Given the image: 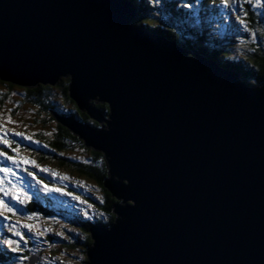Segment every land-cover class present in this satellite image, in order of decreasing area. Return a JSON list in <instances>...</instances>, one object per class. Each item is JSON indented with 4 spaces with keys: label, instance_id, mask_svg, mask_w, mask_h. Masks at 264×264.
<instances>
[{
    "label": "water",
    "instance_id": "obj_1",
    "mask_svg": "<svg viewBox=\"0 0 264 264\" xmlns=\"http://www.w3.org/2000/svg\"><path fill=\"white\" fill-rule=\"evenodd\" d=\"M136 18L129 0H0V78L69 77L103 125L63 120L103 153L117 199L115 221L89 228L85 264H264V81Z\"/></svg>",
    "mask_w": 264,
    "mask_h": 264
},
{
    "label": "trees",
    "instance_id": "obj_2",
    "mask_svg": "<svg viewBox=\"0 0 264 264\" xmlns=\"http://www.w3.org/2000/svg\"><path fill=\"white\" fill-rule=\"evenodd\" d=\"M129 1L137 7V18L133 22L134 25L150 33L160 34L175 40L182 47L204 55L227 69L253 77L254 79L251 81L254 84L251 86H256L264 81V26L262 25V27L259 24L257 13L251 11L249 3L246 6L245 0H241V2L235 0L234 3H229L227 7L221 4L220 0H174L176 17H172L173 19L170 21L172 26H168L170 28L163 27L161 24L158 25L157 20L154 22L151 18V14H154L153 10L157 11L160 6L156 0ZM160 2L163 4V1L160 0ZM177 2L181 4H177ZM186 4L190 6L185 7L184 5ZM194 4L197 6L194 7ZM233 5H237L236 8H238L237 12L240 14V19H246L248 27L252 29V32L256 33L255 39L249 38V32L243 30L240 25L238 28L236 27L237 24H232L234 19L231 18L234 17ZM245 12L247 15L243 16ZM192 15H197L198 17L192 18L194 17ZM182 17L199 22L201 25H194ZM222 23L229 24L225 27L226 31L222 29ZM236 30H238V34ZM238 37H240L239 40ZM229 39H235L240 43L239 45L233 43L229 47ZM69 85L70 79L68 78L60 79L56 84L39 83L32 87L12 83L0 78V119L5 103L12 101V94H15V92H20L22 99L18 100L16 107L13 105V107L9 108L11 109V111L8 110L9 115L14 116L20 111L25 113L21 107L26 104L30 107L27 111L32 113V123L30 125L38 127L36 130L37 134H34L39 140L38 145L30 149L33 153V159L37 161L36 164L44 167L43 165L46 161V163H49L46 168L52 171L70 170L80 177L88 178L94 182L93 186L102 190L104 195V197L100 198L95 197L93 193L87 195L88 200L92 204L93 202L97 204L99 209H95V211H99V216L95 214L90 218L80 219V213H77L79 216L74 213L75 219L70 218L65 221L70 224L69 226H60L63 228L59 232H63V236L58 235L59 232H55L53 234L48 233L40 238L45 242L48 241L45 244L46 247H50L53 240L61 243L60 247H50V251L46 253L47 257L51 258L52 262L50 264H74L70 262L71 260H75V264H85L87 261V248L93 242L89 232L92 223H104L106 227H109L116 218L113 208L117 199L105 187V179L110 175L103 153L87 147L84 141L71 131L69 126L63 124L64 119L73 117L77 121L89 124L94 128L98 126V122L93 120L85 111H81L75 100L70 96ZM3 87L9 88V90L3 92L1 91ZM96 100H90V102H93L95 107L99 108L107 116L109 105L103 102L97 103ZM69 104L71 108L70 106L68 107ZM61 105H64L67 110H58V107H62ZM54 123L55 125L52 127ZM11 139L19 143L25 141L17 136L14 137V135H12ZM14 146L15 144L12 145V147ZM3 149L12 154L7 146H3ZM76 149H81V152L77 153ZM27 167L40 180L45 183L48 182L47 179L52 173L51 171H42L41 167H35L31 163L27 164ZM51 182L54 183L53 180ZM49 191L48 193L40 194L44 201L21 205V213L24 212L26 215L27 213L35 212L47 219L53 218L51 217L52 215H57L60 219L64 216L68 217V214L72 215L71 210H63L62 206L56 203V196L51 195ZM2 218L0 217V221H2ZM76 226L79 228H76ZM53 227L56 228L58 225L55 224ZM23 232L25 236L33 235L28 228L27 230L26 228L23 229ZM0 236V239H5L2 234ZM3 239L0 241L2 249H0V264L14 260L20 255H25L29 258L32 255H37L35 264H44L43 261H40V257L43 251L45 252V246L38 245L35 240L28 239L27 243L21 241L20 246L24 248V252L14 253L3 243ZM56 251L64 252L66 257L63 258L62 253H57ZM28 261L29 259L23 261V263L29 264Z\"/></svg>",
    "mask_w": 264,
    "mask_h": 264
},
{
    "label": "rangeland",
    "instance_id": "obj_3",
    "mask_svg": "<svg viewBox=\"0 0 264 264\" xmlns=\"http://www.w3.org/2000/svg\"><path fill=\"white\" fill-rule=\"evenodd\" d=\"M161 1H163V4H161V2L159 0L158 4L160 6L158 7L157 11L155 9L153 10L154 14H151L152 15L151 18L153 19L154 22H155V20H157V22L159 23L158 25L161 24V26H163V27L170 28L168 26H172V24L170 23V21L173 19L172 17H174V18L176 17L175 11H174V0H161ZM175 1H180V0H175ZM237 1L241 2V0H237ZM244 2L246 3V6H248L247 3H249V8L251 9V11H254L255 13H257V15L259 17V20H258V22H260L259 24H261V26L262 25L264 26V3H262V5H255L254 0H245ZM177 4H181V3L177 2ZM195 6H197V5L194 4V7ZM234 6H235V8L237 7V5H233V7ZM237 10H238V8H236L234 10V17H231V18H234L232 24H235V25L237 24L236 27L239 28L241 26V28L246 31V27L249 28L248 24H247V20L243 19L246 22V24H241L240 20H242V19H239V20L237 19V17H239V15H240L239 12H237ZM243 16H245V15H243ZM196 17H198V16L196 15L195 17H192V18H196ZM182 18H184V20H186L187 22H191L194 25H199V24L201 25V23L196 22V21H192V20H188L186 17H182ZM226 25H229V24L222 23V29L224 31H226V28H225ZM238 30H236L237 34H238ZM246 32H248V31H246ZM148 33H150V32H148ZM151 34H153V33H151ZM154 35H156V34H154ZM157 36H160V34L159 35L157 34ZM248 36H249V38H253L256 36V33L255 32H249ZM239 38L240 37H238V40H239ZM229 41H230L229 47L233 43L237 44V45H239V43H240L239 41H237L235 39H229ZM240 77H241V79L243 77L242 80H244V81L246 80L247 82L246 81L245 82L248 83L249 86L254 84V82L251 81L254 79L253 77L251 78L247 75H242V74H240ZM63 78L69 79V77H62L61 79H63ZM6 90H9V88L3 87L1 89V91H3V92H5ZM12 97H13L12 101L11 100L7 101L4 105V109L2 111V117L0 119V122L6 123V126L9 128H15L16 131H21V132L26 133L27 135L32 136V138H33L32 140L24 139V138L19 137V136H17V137L25 140L24 142H21V143L18 142L20 144V152L24 156H28L32 160H34L33 159V153H32V151H30V149H33V148H35V146L37 147V145H38L37 142H34V141L39 142L36 135H34V134H37L36 130L38 129V127L30 125V123H32V118H31L32 113L27 112L30 109L28 104L21 107L25 111V113H21V111H20L17 114H15L14 116L9 115V113H8L9 108L13 107V105H14V107H16L18 105V100L22 99L20 92H15V94H12ZM61 106L62 107H58V110L66 109V108H64V105H61ZM69 106L71 108L70 104L68 105V107ZM9 116L11 117V119L13 121H16V123H14V124L7 123L6 117H9ZM25 125H27V127H25ZM54 125H55V123L53 124L52 127H54ZM101 125H102V123H101ZM101 125L98 123L97 128H101ZM14 137H16V136H14ZM11 138H12V135L9 134V139L13 140ZM3 146L4 145H1L2 149H3ZM76 150H77V153L81 152V149H76ZM35 162L37 163L36 160H35ZM0 164L7 165L9 167H14L10 161H7L3 157H0ZM48 165H49V163H46V161H45V164L43 166L46 168ZM25 168H28L27 165H21V167L15 168V171L18 173V176H11V177H9V179H11L13 182H16L18 184L33 183L34 182V186H29V187L22 184L24 190L29 194V197H30V199L28 200L27 203H30V202L35 203L37 201H44V199L41 198L40 194L48 193V191H45L43 189V185L40 183V181H43V180H40L38 177H36L35 179L32 180L33 177L31 178V176L28 175V172L24 170ZM56 173H59V175H53L52 173H50V176H48V179H47L48 182H46V183L49 184L50 186L55 185L56 187L62 188L63 191H54L53 190V191H49V192L51 193V195L56 196V200H55L56 203L58 205L62 206L63 210H66V209L71 210L73 216L67 213L69 215L68 217L64 216L61 219H56V218H52V219L48 218L47 219L46 217H41L38 215V216L32 218V220H27V217L30 213H27L26 215L24 214V212L21 213V211H22L21 204H18L15 201L11 200L10 197H4L5 200L8 199L7 202L9 204H11L14 208H16L18 210V213H17V216H12V219L10 221L4 220V217L2 218L3 222L0 221V234H2V236L5 238V239L2 238L3 240H6L8 238L18 240L17 237L13 236V233L7 231V227L10 226L11 223L15 222L17 218H19L22 221H25L27 223H32L34 225L38 224L36 231L42 230L45 232V235L37 236V235H35L34 232H31L33 234L32 236H25V237H26L27 241H28V239L35 240L36 244L46 247L45 244H47L48 241L45 242L44 240H41L40 238L46 236L48 233L53 234L55 232H59L63 228V227L61 228L60 226H69L70 224L68 222H65V221L69 220L70 218L75 219V214H76V216H79L77 213H80V216H79L80 219L81 218L86 219V217L90 218L95 214H97V215L99 214L98 210L95 211V209H99L97 204L94 202L92 204L87 198V195L89 193H93V195L97 198L104 197L102 190H99L98 188L93 186L94 185L93 181H91L90 179L85 178V177H80L70 170L66 171V170L61 169V170H59V172H56ZM62 176H66L67 178H62ZM51 180H53L54 183L51 182ZM55 181H56V183H55ZM43 183H45V182L43 181ZM69 193H71L72 195H69ZM0 195H2V194H0ZM77 196L80 197V199H76ZM5 215H11V214L6 213ZM55 224H57L58 227H56V228L53 227V225H55ZM25 228L26 227H22L21 225H17V230L21 231L22 233H24L23 229H25ZM43 228H45V230H43ZM76 228H79V227L76 226ZM49 229H51V230H49ZM26 230H27V228H26ZM2 239H0V241H2ZM60 245H61V243H59L56 240H53L50 247L51 248H58V247H60ZM50 247L49 246L46 247L45 252L43 251L42 256L40 257V261H43L44 264H50V262H52L51 258L47 257V255H46V253H48L50 251ZM0 249H1V247H0ZM56 252L62 253V251L61 252L56 251ZM62 255H63V258L66 257L64 252L62 253ZM70 262L74 263V264L76 263L75 260H71ZM4 264H24V263L19 262L18 259L16 258V259L11 260L9 262H4ZM51 264H54V263H51Z\"/></svg>",
    "mask_w": 264,
    "mask_h": 264
},
{
    "label": "snow or ice",
    "instance_id": "obj_4",
    "mask_svg": "<svg viewBox=\"0 0 264 264\" xmlns=\"http://www.w3.org/2000/svg\"><path fill=\"white\" fill-rule=\"evenodd\" d=\"M159 2V0H157ZM235 0H220V3L223 4L225 7L229 5V3H234ZM255 5H262L264 3V0H254ZM185 7H188L190 5H184ZM243 10V9H240ZM247 13L245 12V16ZM239 20L240 17H237ZM241 24H246L244 20H240ZM246 31L252 32L251 28L246 27ZM255 39V37H253ZM11 111V109H9ZM7 123H16V121H13L11 117H6ZM27 127V125H25ZM9 134L14 136H19L24 139L32 140V136L27 135L24 132L16 131L15 128H9L6 126V123L0 122V145L7 146L12 154H9L8 151H5L4 149L0 148V157H3L7 161H10L11 164L14 167H9L4 164H0V217H4L5 220L10 221L12 219V216H17L18 210L14 208L11 204H9L4 197H10L11 200L15 201L18 204H26L28 200L30 199L29 194L24 190L22 184H18L16 182H13L9 177L11 176H18V173L15 171V168L21 167V165H27L31 163L35 167H41L40 165H37L35 160H32L30 157L24 156L20 152V144L14 140L9 139ZM37 142L38 141H34ZM15 144V147H12V145ZM47 146V145H45ZM28 172V175L33 177V179L36 178L35 173L29 171L27 168L24 169ZM42 171H51L53 175H59V173H56L55 171H52L48 168L41 167ZM62 178H67L66 176H62ZM40 183L43 185V189L45 191L54 190V191H63L62 188L56 187L55 185H49L43 183V181H40ZM69 195H72L69 193ZM76 199H80V197H76ZM86 203V202H85ZM6 213L11 215H5ZM38 213H30L27 217V220H32V218L38 216ZM17 225H21L22 227L28 228L29 231L34 232L37 236H43L45 235L44 231H36L37 225H34L32 223H27L25 221H22L21 219L17 218L15 222L11 223L10 226L7 227V231L13 233L14 236L19 237L18 240H14L11 238H8L3 241V243L11 249L14 253H22L24 252V248L21 247V241L27 243V239L25 235L17 230ZM58 235L63 236L64 233L60 232ZM18 261L23 262L27 261L29 259L28 256L20 255L18 256Z\"/></svg>",
    "mask_w": 264,
    "mask_h": 264
},
{
    "label": "bare ground",
    "instance_id": "obj_5",
    "mask_svg": "<svg viewBox=\"0 0 264 264\" xmlns=\"http://www.w3.org/2000/svg\"><path fill=\"white\" fill-rule=\"evenodd\" d=\"M241 74V73H240ZM247 84V83H246Z\"/></svg>",
    "mask_w": 264,
    "mask_h": 264
}]
</instances>
